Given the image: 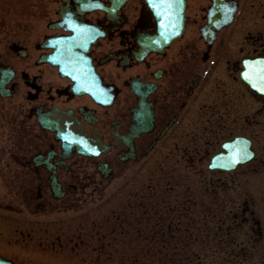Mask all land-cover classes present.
I'll use <instances>...</instances> for the list:
<instances>
[{
  "label": "flooded vegetation",
  "instance_id": "af4514ba",
  "mask_svg": "<svg viewBox=\"0 0 264 264\" xmlns=\"http://www.w3.org/2000/svg\"><path fill=\"white\" fill-rule=\"evenodd\" d=\"M121 2L0 0V211L21 216L6 226L39 233L144 175L126 208L177 219L174 240L188 219L249 224L233 187L264 181V84L241 79L245 60L264 61V0H185L167 44L144 0ZM237 139L244 163L225 171Z\"/></svg>",
  "mask_w": 264,
  "mask_h": 264
},
{
  "label": "rangeland",
  "instance_id": "374dc122",
  "mask_svg": "<svg viewBox=\"0 0 264 264\" xmlns=\"http://www.w3.org/2000/svg\"><path fill=\"white\" fill-rule=\"evenodd\" d=\"M146 178L147 175H144L133 179L131 183L123 182L121 179L112 181L102 198L95 197L86 203L80 202L78 211L53 215L47 229L35 234H22L15 226L7 227L6 223L14 224L18 221L15 218L21 216L0 211V254L20 264L133 263L138 255L137 251L131 248L140 244H135L133 239L127 240L128 236L110 235L112 224L107 218L114 212L123 211L124 201L128 199L125 197L146 190L150 183ZM238 178L242 179V182L233 187L234 195L239 196L238 203L244 198H240V195L248 197L256 217L262 220L264 228V181L244 186L243 178L235 176V179L239 180ZM154 182L156 180H151V183ZM6 192V187L0 184V196ZM242 232L243 238H247V229ZM256 236L257 234L254 233V241L257 240ZM258 239L262 243L257 244L255 250L245 248V251L235 250L233 253L230 252L231 250H213L214 242H211L207 243L203 250L187 251V253L200 255L198 264H264V238ZM98 243H105V248L99 250ZM235 253L239 256H234ZM175 260L176 258H173V261ZM185 262L189 263L190 260Z\"/></svg>",
  "mask_w": 264,
  "mask_h": 264
},
{
  "label": "water",
  "instance_id": "95a60500",
  "mask_svg": "<svg viewBox=\"0 0 264 264\" xmlns=\"http://www.w3.org/2000/svg\"><path fill=\"white\" fill-rule=\"evenodd\" d=\"M181 1V4H180ZM164 0L163 3H161L160 1H154V0H150L149 3H151L150 5L152 7H154V5H159L157 8H155V11L157 12V16L160 20V22L162 23V29L163 31H167L166 29L169 27L170 29V20H171V24L172 27H174V29L176 28V30L180 29L182 21H183V17H182V8H183V0ZM157 3V4H156ZM170 6V9H168L167 7ZM167 16V17H166ZM167 43V42H165ZM0 264H13L11 261H8L6 259H4L3 257L0 256Z\"/></svg>",
  "mask_w": 264,
  "mask_h": 264
},
{
  "label": "trees",
  "instance_id": "16d2710c",
  "mask_svg": "<svg viewBox=\"0 0 264 264\" xmlns=\"http://www.w3.org/2000/svg\"><path fill=\"white\" fill-rule=\"evenodd\" d=\"M138 257L143 256V263H140V259H134L133 263L126 262L127 264H152L150 259H155V264H170L167 261H170V251L168 250H150L145 252H136Z\"/></svg>",
  "mask_w": 264,
  "mask_h": 264
},
{
  "label": "snow or ice",
  "instance_id": "6c2138e0",
  "mask_svg": "<svg viewBox=\"0 0 264 264\" xmlns=\"http://www.w3.org/2000/svg\"><path fill=\"white\" fill-rule=\"evenodd\" d=\"M164 0H161V3H163ZM159 5H154V7H158ZM169 7L171 6L170 4L168 5ZM246 66L251 65V62L246 61L245 62ZM253 77L256 79L260 80L262 84H264V61H259L255 65L250 66V70L246 71L245 73V78L252 80ZM254 87L257 86L256 84L253 85ZM260 90L264 91V86H260ZM240 158L239 153L234 154L233 159L238 160Z\"/></svg>",
  "mask_w": 264,
  "mask_h": 264
}]
</instances>
